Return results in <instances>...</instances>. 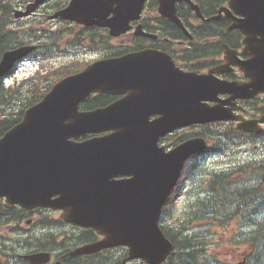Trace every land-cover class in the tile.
<instances>
[{
	"label": "water",
	"instance_id": "water-1",
	"mask_svg": "<svg viewBox=\"0 0 264 264\" xmlns=\"http://www.w3.org/2000/svg\"><path fill=\"white\" fill-rule=\"evenodd\" d=\"M143 1L72 0L53 17L91 23L88 16L101 10L98 4L112 2L120 5L117 22H121L139 12ZM258 4L259 1L255 8H245V25H252L253 12L256 19L253 27L261 23L257 12L264 11V6ZM19 52L3 55L0 75L10 69ZM110 66L101 62L62 81L19 124L0 137V200L5 198L8 208L20 205L26 209L63 210L64 220L105 235L103 241L74 254L124 244L129 246L132 258L159 261L170 250L157 227L159 209L175 185L183 161L201 149L203 142L191 140L165 154L156 148V141L167 132L197 120L217 121L226 117L217 107L209 110L200 105L202 91L182 98L177 110L163 112L160 122L148 124L133 119L130 123H113L119 129L114 135L82 144L71 143L70 137L88 132L91 120L89 115L76 112L78 103L91 92L111 90L107 81ZM132 71L137 73L136 67ZM188 101L192 113L184 114ZM203 113H207L204 119ZM181 114L184 115L178 118ZM118 175L132 178L115 181ZM28 259L33 264H42L48 261V254Z\"/></svg>",
	"mask_w": 264,
	"mask_h": 264
},
{
	"label": "trees",
	"instance_id": "trees-1",
	"mask_svg": "<svg viewBox=\"0 0 264 264\" xmlns=\"http://www.w3.org/2000/svg\"><path fill=\"white\" fill-rule=\"evenodd\" d=\"M213 1L214 0H206L205 1V4H207L206 8L209 6L211 7L213 4ZM15 41H16V36L13 34V37H12L11 34L6 33V31L4 30V27L0 24V55L8 47L14 45ZM36 84L37 83L33 84L30 87H33ZM37 90L38 89H36V88L32 89V94L34 97L36 96ZM10 97H11L10 91L9 92L4 91L0 85V116H3L4 112H6V107L10 103L8 101L10 99ZM35 101H37V100L28 101V103L30 105V104L34 103ZM16 122H17V119L15 118V116L12 118H9V119L6 118L3 120H0V135L4 131H6L7 129L12 127ZM262 173L264 174V170L262 171ZM228 179H229L228 175H225V173H221V174H217L216 177H213L212 182L214 184H216L217 182L219 183L220 181L227 182ZM261 179L258 181L259 182L261 181V183H264V180H261ZM233 190H234V192L233 191H230V192L235 193V195L239 194L240 192L245 191V189L241 190L240 188H235V187H233ZM224 194H225L224 192H220L219 194L216 195V198L222 197V196H224ZM231 204H232V202L229 204V206H231ZM256 205L259 208H263L264 202H259ZM222 207L224 208L225 205H222ZM255 227H256L255 230L251 234H249L248 236L244 237L243 240H245L247 243L255 244V246H256V253L252 256L253 259L250 260L249 264H264V222L260 223L257 220L255 223ZM181 228H183V226H181ZM180 229H179V231H180ZM179 231L175 232V230L172 226H170V228L168 230L169 239L175 243V245L178 249V251H177L178 253H175L172 256V258H171L172 262L170 261V264H190L189 260L191 261V264H193L196 261V258H197L196 255L199 254L200 249H196L192 246L193 248L191 249V251L192 250H195V251L189 253V255H188V253H184L182 250H183V248L191 245V242L198 244L200 242L199 237H201V236L198 235L193 239L182 240V239H179V237H178ZM75 263L78 264L77 262H75Z\"/></svg>",
	"mask_w": 264,
	"mask_h": 264
},
{
	"label": "rangeland",
	"instance_id": "rangeland-1",
	"mask_svg": "<svg viewBox=\"0 0 264 264\" xmlns=\"http://www.w3.org/2000/svg\"><path fill=\"white\" fill-rule=\"evenodd\" d=\"M50 25H51L50 29L52 30L55 27V25L53 23H51ZM56 25L58 26V23H56ZM97 55H98V53H86L84 55V52H83L82 54H80L76 58H74L72 61H70L71 57H68V56L52 58L51 60L45 62L44 67H42V70L46 71V70H49L50 68L61 67L63 64H66V63H68L70 61L67 65H65L62 68V71H65L69 66H71V65L77 66L78 62L84 63L85 61H89L91 59H95V58L98 57ZM39 66H40V64H38V65L35 64V66H32V65H30L28 63L19 66L17 68L15 74H14V76L17 79L15 82L21 81L23 78L28 76L29 73L33 72V70H35ZM253 158L259 159V161L264 160V152H262V151L261 152H255V154L251 153V152H249L248 154L247 153H242V154H238V155L236 154L233 157V159L235 161H240V162H244L247 159H253ZM225 163H228L227 158H226ZM209 165L217 166V163H216V161H214V162H211ZM182 201H183V199H182ZM182 206H183V202H179L178 203V207L181 208ZM35 216H37V214L34 215V217ZM51 216L53 218H51L50 216H47L48 221H50L52 223L51 226L42 227V224H35L33 227H29L28 226V228H25V226H23L26 229V232L24 231V232L19 234L21 236V241L19 242V244L18 243L17 244L12 243V246H13L14 249L12 251L6 250L7 258L11 262H14L15 256L18 255L17 254L18 251H19V254H20V253H23V252H28V251L34 250V248L31 247V246H27L25 248V250H21L20 248H18V245L23 243V241H25L26 239H29L30 241H32L34 238H37L36 236H39L41 234H46V233L47 234H60V235H62L64 237L71 236L70 234H67L65 232L71 233L73 231V229H71L69 227H59V226H57L55 223H56V221L58 219V214H54V215H51ZM43 217H46V216H41L40 215L37 218V221L40 220ZM57 230H59V231H57ZM10 232L11 231H9V233ZM9 237L12 238L13 236L10 235ZM14 238H16V237H14ZM192 244L189 245L188 247L183 248L182 251L184 253H188V255H189V253L195 251V250L191 251V249L193 248ZM193 245H196V243L193 244ZM2 246L3 245L0 244V247H2ZM16 247L18 248V251L16 250ZM8 249H10V247ZM196 249H198V245H196ZM121 254H123V251L116 250V251H113L112 253H107V254H105L102 257L100 255L99 259L94 260L92 262V264H101V260L103 261L102 264H117V259L116 258L117 257L121 258ZM189 263L191 264L190 260H189Z\"/></svg>",
	"mask_w": 264,
	"mask_h": 264
},
{
	"label": "flooded vegetation",
	"instance_id": "flooded-vegetation-1",
	"mask_svg": "<svg viewBox=\"0 0 264 264\" xmlns=\"http://www.w3.org/2000/svg\"><path fill=\"white\" fill-rule=\"evenodd\" d=\"M210 9V6L208 7ZM213 16L211 15V11L207 13V18L208 20L205 22H208L207 24H210L209 27L206 26L207 32H210L212 35L217 34L218 40L223 43V41L226 38V31L228 30V26L231 24V21L227 18H224L223 16L219 17L218 19H211ZM213 21V22H209ZM230 21V22H229ZM210 29V30H209ZM241 38L240 34L237 33V40ZM165 39V38H163ZM234 41L230 40V43H233ZM163 42L160 41V44ZM150 43H146L142 45L141 47H150ZM238 46V45H234ZM238 49V48H234ZM239 58L241 59H246L245 56L238 55ZM224 64V60L221 58L218 61H208L203 64V66H206L204 69H207L211 66H222ZM221 78L226 79L228 81H233L238 84H244L250 81V79L246 78L242 72H240L236 67L232 68H227V72L223 73L220 75ZM237 106L242 108L241 111H238V114H242L244 117L249 118V119H257L261 116L263 113V103H264V95H259L256 98L252 100H238L236 102Z\"/></svg>",
	"mask_w": 264,
	"mask_h": 264
}]
</instances>
